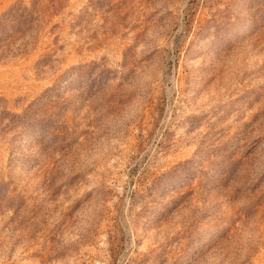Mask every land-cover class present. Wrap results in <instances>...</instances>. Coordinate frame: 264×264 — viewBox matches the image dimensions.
Masks as SVG:
<instances>
[{
    "label": "rangeland",
    "instance_id": "rangeland-1",
    "mask_svg": "<svg viewBox=\"0 0 264 264\" xmlns=\"http://www.w3.org/2000/svg\"><path fill=\"white\" fill-rule=\"evenodd\" d=\"M0 264H264V0H0Z\"/></svg>",
    "mask_w": 264,
    "mask_h": 264
}]
</instances>
